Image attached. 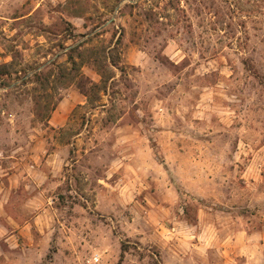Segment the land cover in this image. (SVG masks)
<instances>
[{"label": "rangeland", "instance_id": "rangeland-1", "mask_svg": "<svg viewBox=\"0 0 264 264\" xmlns=\"http://www.w3.org/2000/svg\"><path fill=\"white\" fill-rule=\"evenodd\" d=\"M0 264H264V0H0Z\"/></svg>", "mask_w": 264, "mask_h": 264}, {"label": "trees", "instance_id": "trees-1", "mask_svg": "<svg viewBox=\"0 0 264 264\" xmlns=\"http://www.w3.org/2000/svg\"><path fill=\"white\" fill-rule=\"evenodd\" d=\"M74 49V47L70 48L69 50L72 51Z\"/></svg>", "mask_w": 264, "mask_h": 264}]
</instances>
